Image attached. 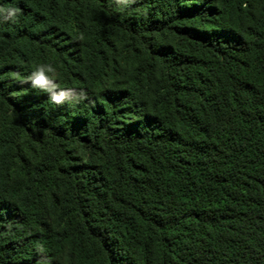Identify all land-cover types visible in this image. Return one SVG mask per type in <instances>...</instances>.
<instances>
[{"label": "trees", "instance_id": "1", "mask_svg": "<svg viewBox=\"0 0 264 264\" xmlns=\"http://www.w3.org/2000/svg\"><path fill=\"white\" fill-rule=\"evenodd\" d=\"M0 264H264V0H0Z\"/></svg>", "mask_w": 264, "mask_h": 264}, {"label": "clouds", "instance_id": "2", "mask_svg": "<svg viewBox=\"0 0 264 264\" xmlns=\"http://www.w3.org/2000/svg\"><path fill=\"white\" fill-rule=\"evenodd\" d=\"M33 77H34V79L32 81L33 85L41 84L43 82V80H44V76H43V74H42V72L40 70H37L36 72H34L33 73Z\"/></svg>", "mask_w": 264, "mask_h": 264}]
</instances>
